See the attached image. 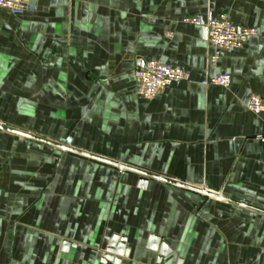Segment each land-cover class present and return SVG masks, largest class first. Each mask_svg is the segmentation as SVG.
<instances>
[{
  "label": "crops",
  "instance_id": "obj_1",
  "mask_svg": "<svg viewBox=\"0 0 264 264\" xmlns=\"http://www.w3.org/2000/svg\"><path fill=\"white\" fill-rule=\"evenodd\" d=\"M31 2L0 9V122L220 196L140 186L0 129V264H264V113L246 107L264 99V0ZM209 12L256 29L215 64L204 27L184 20ZM148 60L189 77L144 98L134 70ZM216 73L230 84L202 83ZM115 234L117 262L105 258Z\"/></svg>",
  "mask_w": 264,
  "mask_h": 264
},
{
  "label": "built area",
  "instance_id": "obj_2",
  "mask_svg": "<svg viewBox=\"0 0 264 264\" xmlns=\"http://www.w3.org/2000/svg\"><path fill=\"white\" fill-rule=\"evenodd\" d=\"M34 8L31 0H0V9L8 11L13 16H21L33 11ZM184 20L204 27L207 41L212 48L210 56L212 64L217 62L222 50L240 48L250 36L256 33L255 28L239 27L223 14L216 16L209 12L205 16H189ZM134 77L137 82V93L144 98H152L160 94L168 85L186 80L189 76L187 71L178 66L148 60L135 68ZM230 81V74L216 73L202 83L227 86ZM246 107L251 112L264 113V99L258 95H252L248 98ZM259 138L264 141V136Z\"/></svg>",
  "mask_w": 264,
  "mask_h": 264
},
{
  "label": "water",
  "instance_id": "obj_3",
  "mask_svg": "<svg viewBox=\"0 0 264 264\" xmlns=\"http://www.w3.org/2000/svg\"><path fill=\"white\" fill-rule=\"evenodd\" d=\"M0 129L8 131V132H11V133H15V134H18V135H22V136H25V137H28V138H31V139H34V140H38V141H41V142H44V143L59 147V148H61L63 150H67V151L74 152V153H77V154H80V155H83V156H86V157H89V158H93V159H96V160H99V161H102V162H106V163L112 164L114 166H117L119 169H125V170L136 172L139 175H141V177H140V179L138 181L140 186H144L146 181H147V178L148 177H152V178L160 179V180L167 181V182H170V183H173V184H177L179 186H182V187L194 190V191H198V192H201V193H204V194H207V195L220 196V194H218V193L211 192L209 190L202 189V188H197V187L185 184V183H183L181 181H177V180L165 177V176H161V175H158V174H155V173H152V172H148V171L136 168L134 166H130V165L122 163V162L109 160V159H106V158H103V157H100V156H96L94 154L79 150L77 148H73V147H70V146H66V145L60 144L58 142L47 140L45 138L36 136L34 134H30L28 132H24V131H21V130H18V129L9 127V126H6V125L1 124V123H0ZM158 240H159V238L157 236H151L150 240H149V245L151 247L155 248L156 244H158ZM67 246H68V243L64 242V247L66 248ZM106 251H107V254L105 255V258H107L109 260L114 259V261L117 262L118 259L117 258H112L111 254H116V255H126L127 254V249L125 248V238L124 237H120L117 234L113 235L111 237L109 243H108V247H107ZM169 253H170V249L166 246V244L164 242H161V244L159 246V254H160V256H164V255L169 254Z\"/></svg>",
  "mask_w": 264,
  "mask_h": 264
},
{
  "label": "rangeland",
  "instance_id": "obj_4",
  "mask_svg": "<svg viewBox=\"0 0 264 264\" xmlns=\"http://www.w3.org/2000/svg\"><path fill=\"white\" fill-rule=\"evenodd\" d=\"M1 123V122H0ZM2 124V123H1ZM6 126H8V125H6ZM9 127H12V128H14L13 126H9ZM15 129H17V128H15ZM18 130H20V129H18ZM21 131H24V130H21ZM25 132V131H24ZM28 133H30V132H28ZM30 134H32V133H30Z\"/></svg>",
  "mask_w": 264,
  "mask_h": 264
}]
</instances>
